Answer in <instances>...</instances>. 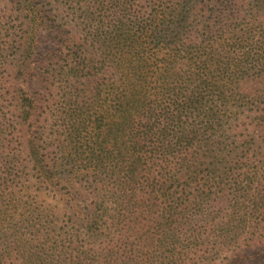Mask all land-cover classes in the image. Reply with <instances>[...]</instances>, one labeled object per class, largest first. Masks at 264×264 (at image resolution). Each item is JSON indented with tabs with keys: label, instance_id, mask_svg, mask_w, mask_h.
Segmentation results:
<instances>
[{
	"label": "trees",
	"instance_id": "1",
	"mask_svg": "<svg viewBox=\"0 0 264 264\" xmlns=\"http://www.w3.org/2000/svg\"><path fill=\"white\" fill-rule=\"evenodd\" d=\"M259 263L264 0H0V264Z\"/></svg>",
	"mask_w": 264,
	"mask_h": 264
},
{
	"label": "rangeland",
	"instance_id": "2",
	"mask_svg": "<svg viewBox=\"0 0 264 264\" xmlns=\"http://www.w3.org/2000/svg\"><path fill=\"white\" fill-rule=\"evenodd\" d=\"M41 2V6L45 9H50L52 6L54 7V0H38ZM54 32L51 33H45L44 39H43V47L40 51V60L42 62L47 61L48 59H53L54 57ZM246 90L250 91V88H247ZM250 92H256L250 91ZM260 264V263H259Z\"/></svg>",
	"mask_w": 264,
	"mask_h": 264
}]
</instances>
